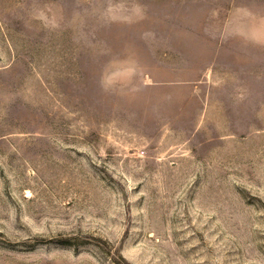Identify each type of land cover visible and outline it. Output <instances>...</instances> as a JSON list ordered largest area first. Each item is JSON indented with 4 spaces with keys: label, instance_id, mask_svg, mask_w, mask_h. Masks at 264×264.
<instances>
[{
    "label": "rangeland",
    "instance_id": "374dc122",
    "mask_svg": "<svg viewBox=\"0 0 264 264\" xmlns=\"http://www.w3.org/2000/svg\"><path fill=\"white\" fill-rule=\"evenodd\" d=\"M0 264H264V0H0Z\"/></svg>",
    "mask_w": 264,
    "mask_h": 264
}]
</instances>
